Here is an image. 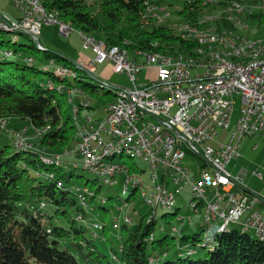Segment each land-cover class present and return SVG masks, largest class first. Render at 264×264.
<instances>
[{"label":"trees","instance_id":"obj_1","mask_svg":"<svg viewBox=\"0 0 264 264\" xmlns=\"http://www.w3.org/2000/svg\"><path fill=\"white\" fill-rule=\"evenodd\" d=\"M233 1L251 5L257 2L217 0L216 6L224 8ZM41 2L60 21L71 24L82 34L94 35L105 47L117 46L128 54L132 52L136 61L140 55L155 52L171 55L193 53L197 45L194 40L182 38L176 28L145 18L146 0ZM208 5V0H186L177 15L181 20L196 25ZM252 18L264 21L263 14L247 15V19ZM228 25L232 26L224 22V26ZM4 33L11 35L8 40L13 42L11 49H2L10 46L6 45ZM25 40L32 43L25 45ZM31 48L44 51L45 59L29 56L26 57L27 64L21 65L17 60L7 58L15 54L22 56ZM5 51L9 54L3 57ZM37 59L39 65L36 64ZM57 61L63 63L57 64ZM59 67L71 69L72 75L59 76L56 72ZM70 77L73 81L69 80ZM83 77L98 80L99 86L84 83L81 81ZM61 84L106 104L116 97L113 87L101 81L100 77L81 69L47 46L38 45L29 35L0 30V119H10L14 128H20L18 123H28L35 135V128L45 129L40 139L32 138L39 144V150H22L9 144L0 147V264H264V241L254 233L244 232L241 226L228 227L227 231L220 232L204 221L192 234H185L180 229L178 237L166 235L156 239L155 218L148 221L142 217L132 228L127 224L119 225L120 219H114L113 225H118L115 228L123 232L119 251L103 236L102 239L108 241L112 257L102 252L87 236L88 227L83 222L90 217L88 208H92L93 201L101 198L105 203L108 199L101 197L96 179L92 184L88 180L83 187L88 189L87 193L83 188L73 189L72 182L76 177L73 169L78 168L79 163L75 161L76 153L70 149L74 147L78 126L76 117L66 111L67 105L74 103L80 115L82 110L92 108L93 103L83 106L78 94L73 102L69 101V93L58 89ZM106 87L109 91L102 92ZM56 155L60 158L56 159ZM45 156L51 157L52 162H45ZM123 164L130 168V174L144 172L136 163L131 166ZM118 175L127 177L123 172ZM83 193L86 195L84 200L80 198ZM122 194L129 205L136 194L135 186L132 191L123 189ZM42 202L47 206L42 207ZM167 210H176V207ZM174 215H178L177 211ZM178 217L180 221L184 220V217ZM124 222L130 223L125 219ZM94 224L101 228H95ZM94 224L95 229L106 230L105 222ZM176 231L173 233L177 234ZM204 233L207 236L203 240L201 234ZM195 246L200 251L194 249ZM173 247L177 252L168 257ZM184 247L188 248L187 252H180Z\"/></svg>","mask_w":264,"mask_h":264},{"label":"built area","instance_id":"obj_2","mask_svg":"<svg viewBox=\"0 0 264 264\" xmlns=\"http://www.w3.org/2000/svg\"><path fill=\"white\" fill-rule=\"evenodd\" d=\"M8 1L22 14L18 21H13L0 12V26L29 29L41 44L42 24L54 23L53 19L40 13L35 0ZM235 30L230 26L226 39L206 43H223L239 56L242 50L254 48L256 40H260L256 38L255 45H248V37L237 35ZM60 33L71 35L65 29H60ZM83 40L95 53L93 60L83 62L85 70L95 72V65L109 60L112 70L127 73L133 85L121 87L128 95V102L106 105L107 118L103 124L89 125L91 118L83 122L84 135H80L74 151L81 157V164L104 175L112 185L119 172L127 173L125 181L136 183V177L129 176L124 164L102 160V153L113 148L135 146L148 166H152L150 178L154 179V187H146L144 197L154 209L177 204L181 191L188 189L192 199L205 197L212 208V216H204L205 223L225 228L238 223L243 231L264 237V210H261L264 195L249 190L240 177L227 169L228 163L240 156L239 144L244 138L264 136V59H252L244 68H230L216 58L212 59V65L200 64V59H180L178 64L146 59L148 64L155 62L157 75L138 84L137 76L146 65L131 61L129 54L109 52ZM58 69L68 71L63 67ZM68 90L71 94L78 91ZM236 95L241 96L240 117L230 140L216 148L209 141L215 140L220 128L230 127ZM13 139L20 141L21 137L13 134ZM31 139L28 137L29 143L39 150ZM188 156L192 161L203 158L198 178L184 164Z\"/></svg>","mask_w":264,"mask_h":264},{"label":"rangeland","instance_id":"obj_3","mask_svg":"<svg viewBox=\"0 0 264 264\" xmlns=\"http://www.w3.org/2000/svg\"><path fill=\"white\" fill-rule=\"evenodd\" d=\"M162 1L167 4L168 12L170 13V17L173 19V22L181 25L182 21L178 17L177 11L181 10L184 7V3L186 0H171L168 2H166V0ZM90 2H94V0H90ZM216 2L217 0H209V5L206 7L202 19L205 17L213 18L221 12L220 8L216 6ZM252 10L253 12H255V15H264V0H257L255 5H252ZM0 12L2 15L13 21H18L22 14L21 11L16 7V5L8 0H0ZM144 17L147 19H152L156 24H158V20L155 17L147 16L146 13L144 14ZM245 24L248 26V28H246L243 24L236 28L235 32L237 35L248 37L251 40L256 38L262 39L264 42V21H260L259 19L254 18H246ZM41 32L42 34L40 35V40L42 45L47 46L49 49L61 54L62 56H65L71 62H74L77 65L81 64L84 61L81 60L82 55L84 54L90 60H93L95 57L93 49L85 45L80 32L76 29L71 33V35L66 37L60 33L59 26L56 23L43 22ZM4 36L6 39V45L9 44L10 46H3L2 49H11L13 47V42H8V40L11 39V35L8 33H4ZM24 42L25 45H29L32 43V41L29 40H25ZM5 54L6 55H3V57L7 56L9 52L5 51ZM29 56H37L36 58L41 57L42 59H45V52L37 51L35 48H31L30 52H25L22 56H17L15 54L13 56H8L7 58L9 60H17L21 65H24L27 64L26 57ZM134 57L135 56L133 55V53L129 52V58L131 61L134 60ZM60 62L62 61H57V64H59ZM137 63L140 65H146L143 68L141 74L137 76L139 77L137 82L138 84L156 78L157 70L156 68H153L155 62L148 64L146 61V56L140 55L137 57ZM36 64L39 65V59L36 60ZM95 68V72L92 73H94L95 76L100 77L101 81H104V83L113 87L114 91H116L117 88L131 87L133 85V82L131 81L127 73H121L112 70L109 60H106L104 63L95 65ZM69 80L73 81V78L70 77ZM81 81H83L84 83L92 84L94 86H99V81L91 77H83ZM60 87L64 88V86ZM66 90L68 89L65 87L63 92H67ZM78 91L82 94L80 90ZM108 91V87L102 89V92L104 93ZM85 98H87V96H84V99ZM235 99L236 104L235 109L231 115L230 127L227 129L220 128L219 134L215 138V140L209 141V144L216 148H219L221 144L227 143L230 140L231 134L240 117V110L242 107L241 96L236 95ZM92 100H94L92 108L82 110L80 115L78 114V111L76 109L78 107L74 103L72 105H67L66 111L68 114H73L76 117L78 128L81 123H87L88 118H91V121H89L88 124L90 123L96 126H99L106 121L107 111L105 107L107 104L103 101H99L98 99ZM2 119H5L7 121V126H5L2 130L0 126V147L1 145L9 144L17 149L36 151L34 149L35 146L33 145V143H29L28 141V137L31 136L34 137L35 140H37L36 135L32 132L33 127L30 126V124L25 122L20 124L18 123V125H20V128H14L10 125V119L8 120L6 118H1L0 120ZM35 129L37 130L38 128ZM19 131H21L22 134H20L21 132ZM13 134H19L21 137L20 141L13 139ZM22 143L24 145H22ZM70 150L75 151L73 147ZM239 154V157L232 159L230 163H228L227 169L234 176L240 177V180L248 189L264 195V136L256 134L255 136H248L244 138L239 144ZM75 158V161L79 163V166L78 168L73 169L76 176L72 182L73 189L76 191L80 190L87 184L88 180H90V184H92V181L96 179V187L101 189V197L108 199L105 203L102 202L101 198L93 201V203L91 204L92 208H88L90 217L87 221L83 222L85 226L88 227L87 236L90 239H93L98 248L107 255L112 257V253L110 249H108V241L106 239H102L103 236H106L111 241L112 246L119 251L122 240L121 235L123 232L120 228H115L113 226V222L114 219L120 214L121 218L118 221V224H127L129 228H132L134 226V223L140 221L142 217H145L148 221H150L152 218H155L156 224L154 234L156 239L163 238L166 235H168L169 237H178L180 235V233H178L180 229L185 234H192L200 225L204 224L203 217L205 207L201 206L199 207L197 212L194 211V205L197 203V200H192V195L188 189H183L181 191L180 196L177 199L176 210H166L162 207H159L157 210H155L152 206L145 202L139 189L136 191L134 198L128 205L125 199L126 197H124V195L122 194L123 189H125V175H118L116 177L118 183L115 186H110V184H105L104 182H102L94 173L84 169L80 164L81 157L77 156ZM114 161H116V163L118 164L127 163L129 166H131V164L133 163H136L142 170H144L143 173L140 171L138 173V176L143 178L146 186L152 185L150 180V171L146 165V162L142 159L138 157L130 158L124 155L122 157L115 156ZM202 162V160L198 159L192 161L191 156H188L184 160V164L190 167L192 175L197 178L199 177ZM255 172L257 174H255ZM259 175H261V177ZM77 177L79 178L77 179ZM129 189L132 191L131 184L129 185ZM120 197L123 199L120 200ZM43 203L44 202H42L41 204L42 207H46L47 204L44 203L43 205ZM121 207H124V210H121ZM261 210L263 211L264 209ZM175 211H177L178 213L177 216L174 215ZM167 212L170 213L169 216L165 215ZM125 215L131 217L132 222L125 223L123 219ZM178 216L184 217V220L180 221ZM96 222H105L107 226L106 230L103 231L95 229L93 227V224ZM219 223L221 222L219 221ZM229 228H240V225L238 223H230ZM175 229L178 230L176 231L177 234L173 233L175 232ZM96 234H98V237H95ZM206 236V233L201 234V239H206ZM193 248L197 251H200V248L198 246H195ZM187 250L188 248L184 247L180 249V252L185 253L187 252ZM176 252L177 248H171L169 250L168 257H172L174 254H176Z\"/></svg>","mask_w":264,"mask_h":264},{"label":"bare ground","instance_id":"obj_4","mask_svg":"<svg viewBox=\"0 0 264 264\" xmlns=\"http://www.w3.org/2000/svg\"><path fill=\"white\" fill-rule=\"evenodd\" d=\"M37 5H38V10L43 16H49L50 18L53 19V22L56 23L59 26V29H65V30H70V34L75 31V28L69 24L65 23L63 21H60L56 14L48 12L41 0H35ZM171 1V0H166V2ZM209 2V0H208ZM217 3V2H216ZM220 8V7H219ZM221 12L216 15L213 18H208L205 17L202 19L200 18V21L198 24L193 25L189 22L182 21L181 25L175 24L173 22V19L170 17V13L168 12V6L165 4L164 1L162 0H146V9L145 13L147 16L155 17L158 20V23L160 24H168L178 31L180 36L184 39L187 40H194L196 42V46L193 49V53H177V54H165V53H160V52H155L151 54H143L146 56V59H161L164 61V63L168 64H178L180 62V59L183 61H195L200 59V64L204 65H212V59L216 58L220 62L228 65L230 68H244L245 66H248L249 63L252 61V59H264V42L262 39L256 40V46L254 48H246L241 51L240 55H236L234 51L229 50L228 48L225 47V44L223 43H206V42H214L218 41L220 39H226V30H230V25L224 26V22L231 24V27L237 28L240 25H244L246 28L248 26L245 24V20L247 18V15H253L254 12L252 10V5L250 4H245V3H240L237 1H233L228 3L224 8H220ZM245 17V19H244ZM168 20V21H166ZM217 20V21H214ZM0 30H6L11 33H24L29 35L38 45H41L38 43L37 38L33 36V34L30 32L29 29L23 28L21 26H0ZM212 30V31H211ZM83 39H86L87 41L91 42L92 45L101 47V49L107 50L109 52L113 53H125L128 54L126 50L121 49L117 46L114 47H105L104 43L99 41L94 35L89 34V33H80ZM201 38L205 40H201ZM248 45H255V39L251 40L248 38ZM263 50V51H262ZM133 61H136L135 59ZM81 69H85V63H81L78 65ZM66 68V67H63ZM68 71H64L63 69H56V72L59 76H66V75H72L70 74L72 72L71 69L66 68ZM62 71V72H61ZM60 86H64L61 84ZM58 87V89L63 92L64 88ZM65 87V86H64ZM67 93H69V101H74V96L79 95L81 96V103L83 106L87 107L93 103V100L89 97L84 99V94H82L79 91L72 92V94L69 92V90H66ZM83 96V97H82ZM115 100L112 101L110 104L107 105H112L113 103H120V102H128V95L125 92L123 88H117L116 90V95H115ZM88 100V101H87ZM77 109V108H76ZM79 114V113H78ZM0 126L1 130L7 126V121L5 119L0 120ZM231 125V124H230ZM45 129H35L36 136L38 137L37 139H40L41 136L43 135V132ZM219 134L216 135V137ZM80 135H84V123H81L79 125V128L76 133V137L74 140V149L77 145V142L80 139ZM32 137V136H31ZM34 138V137H32ZM211 145V144H210ZM39 146V144H38ZM38 150V149H35ZM38 152V151H37ZM122 153H125L128 155L130 158H140L143 161L146 162V165L150 171V175H152V166H148V161L145 159L143 155L139 151H136L135 146H124L123 148H113L111 152H105L102 153V160L106 161V163H115L118 164L114 161V157L117 155H120ZM78 156V155H77ZM56 158H60L58 155L54 156ZM80 157V156H79ZM45 162H52V158L45 156L43 158ZM198 160H202L203 158H199ZM82 163V161H81ZM80 163V164H81ZM203 163V162H202ZM201 163V165H202ZM82 167L86 170L88 169V165L86 164H81ZM126 167H128L126 164H124ZM90 171V170H89ZM97 175V177L104 182L105 184H110L112 186V183L110 182L109 179L105 178L104 175L100 174L97 171H90ZM128 172H130V168L128 167ZM121 173V172H119ZM117 173V176L118 174ZM139 174L137 173H129V176L136 177V183L131 182V181H125V188H129V185L131 184L132 187L135 186L136 191L139 189L141 191V195L143 196L145 202L148 204V201L144 197L146 195V187H154V179L150 178L152 185L151 186H146V183L144 182L143 178L138 176ZM116 176V177H117ZM115 177V180H116ZM117 184L114 183L113 185ZM125 189V190H126ZM85 193L88 192L87 188L82 189ZM83 193L81 195V199H85L86 195ZM85 196V197H84ZM195 200H197V203L194 205V210L195 212L198 211V207L200 205L205 207V212L204 216H212V208L210 205L207 203V199L205 197H195ZM200 202V204L198 203ZM44 205V203H43ZM177 204H170V205H160L159 207H162L164 209H172L176 207ZM121 210H124V207L120 208ZM121 215V214H120ZM129 216L125 215L123 218L127 222H132L129 221L128 219ZM121 217L115 218V220H119ZM131 218V217H129ZM204 219V217H203ZM114 227H118V225L115 223L113 225ZM95 228H101L98 224H94ZM215 230L223 232L227 231L228 228L222 227V226H215L213 227ZM246 232V231H244ZM260 240L264 241V237H259L257 236Z\"/></svg>","mask_w":264,"mask_h":264},{"label":"crops","instance_id":"obj_5","mask_svg":"<svg viewBox=\"0 0 264 264\" xmlns=\"http://www.w3.org/2000/svg\"><path fill=\"white\" fill-rule=\"evenodd\" d=\"M41 34H42V32H41ZM81 60H84L83 62H85V63H88L89 61H91L85 54L82 55V59ZM153 68H155V67H153Z\"/></svg>","mask_w":264,"mask_h":264}]
</instances>
